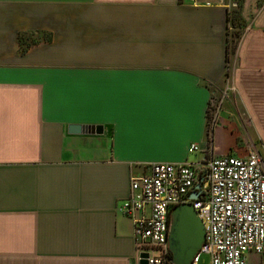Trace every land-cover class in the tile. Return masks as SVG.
Returning a JSON list of instances; mask_svg holds the SVG:
<instances>
[{
  "label": "crops",
  "instance_id": "crops-1",
  "mask_svg": "<svg viewBox=\"0 0 264 264\" xmlns=\"http://www.w3.org/2000/svg\"><path fill=\"white\" fill-rule=\"evenodd\" d=\"M235 5L0 0V264H140L122 209L133 178L264 157V0H244L228 61ZM228 85L238 107L226 100L212 125Z\"/></svg>",
  "mask_w": 264,
  "mask_h": 264
},
{
  "label": "built area",
  "instance_id": "built-area-1",
  "mask_svg": "<svg viewBox=\"0 0 264 264\" xmlns=\"http://www.w3.org/2000/svg\"><path fill=\"white\" fill-rule=\"evenodd\" d=\"M226 98L225 92L212 125ZM199 150L192 145L190 153ZM131 189L122 209L133 222L139 260L146 253L148 264H172L171 213L183 204L193 205L206 228V241L193 264L203 255L209 256V264H249L250 254L264 259V157L258 150L245 157L212 155L198 162L152 164L149 174L132 179Z\"/></svg>",
  "mask_w": 264,
  "mask_h": 264
},
{
  "label": "water",
  "instance_id": "water-1",
  "mask_svg": "<svg viewBox=\"0 0 264 264\" xmlns=\"http://www.w3.org/2000/svg\"><path fill=\"white\" fill-rule=\"evenodd\" d=\"M93 127L71 125V134H82L93 131ZM199 189V186H198ZM198 193L192 195L196 199ZM206 241V228L192 204L176 206L171 213L169 231V248L172 264H193L194 258ZM148 254H140V264H148Z\"/></svg>",
  "mask_w": 264,
  "mask_h": 264
},
{
  "label": "rangeland",
  "instance_id": "rangeland-1",
  "mask_svg": "<svg viewBox=\"0 0 264 264\" xmlns=\"http://www.w3.org/2000/svg\"><path fill=\"white\" fill-rule=\"evenodd\" d=\"M234 1L236 3L234 10H236L238 16L235 15L234 13H232V15H231V18H230V38L234 42V44H235V42H237V50H238V48L240 46V43H241V40H242V35L243 34L239 38H237L236 35H237V33H242L245 30L243 28L242 20L239 18L240 17V12H241V7H242V4H243L244 0H234ZM229 87L233 88L232 86H229ZM234 88L233 89H229V90L227 89L226 95H228V98H226V100H230L231 99L233 101V103L236 105V107H238V103L236 102V96H238V89H236V88L234 89ZM223 91H224V89H223ZM223 95H225V92H224V94L221 93V96L219 97V99H217L218 102H219V100H221ZM226 100H225V103H226ZM215 101H214V105L216 103ZM225 103H223L222 107L224 106ZM212 108H214V107H212ZM239 112H240V114L242 116L241 118H243L242 122H243L244 126L250 127L252 125V123H253V121L249 118L250 116L246 115V114H242L240 110H239ZM211 114H214V111H212ZM211 117H212V115H211ZM211 119L212 118H210V120ZM199 264H209V256L208 255H203L202 258H201V262Z\"/></svg>",
  "mask_w": 264,
  "mask_h": 264
},
{
  "label": "trees",
  "instance_id": "trees-1",
  "mask_svg": "<svg viewBox=\"0 0 264 264\" xmlns=\"http://www.w3.org/2000/svg\"><path fill=\"white\" fill-rule=\"evenodd\" d=\"M242 33H237L236 37L239 38L241 37ZM227 53H228V61L230 60L231 56L234 55L237 51V42H234L230 38V32L228 36V41H227ZM234 44V45H233ZM171 259H172V254H171Z\"/></svg>",
  "mask_w": 264,
  "mask_h": 264
}]
</instances>
